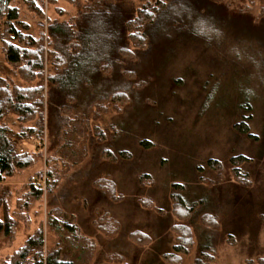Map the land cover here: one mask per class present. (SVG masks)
I'll use <instances>...</instances> for the list:
<instances>
[{
    "label": "rangeland",
    "instance_id": "obj_1",
    "mask_svg": "<svg viewBox=\"0 0 264 264\" xmlns=\"http://www.w3.org/2000/svg\"><path fill=\"white\" fill-rule=\"evenodd\" d=\"M34 1L49 22L73 20L77 31L87 26L91 36L107 32L103 24L100 29L103 17L90 12L83 22L76 15L91 0ZM125 1L129 7L141 5V0ZM11 6L27 24L25 33L49 39L46 20L27 0H13ZM110 26L117 31L113 41L120 43L118 24L113 20ZM156 27L153 45L142 40L139 56L141 49L127 41L130 58L92 36L98 46L89 55L73 56L72 73L63 79L47 57L44 75L57 82L43 81L41 132L35 140L13 139L17 153L30 155L33 164L0 183V205L12 218L21 209L27 222L5 248L0 235V264L39 228L43 246L37 252L59 251L71 264H171L164 257L174 253L172 228L182 224L192 240L181 264H193L201 253L212 259L206 264H264V0L181 1ZM45 48L53 49L47 43ZM103 53H109L108 62H101ZM96 64L100 70L93 69ZM0 76L21 87L39 83L12 73L1 43ZM65 91L71 94L64 97ZM118 92L124 101H111ZM4 122L12 133L32 125L22 126L14 116ZM238 123L257 140L236 133ZM104 149L117 160L103 159ZM119 152L127 157L119 158ZM234 157L246 161L231 165ZM208 161L220 165L218 172L206 167ZM232 169L244 184L234 180ZM39 172L48 179L35 199L28 181ZM99 179L115 184L118 201L94 187ZM173 194L193 206L188 221L172 214ZM104 214L118 224L115 234L93 226ZM203 215L213 216L215 227L205 225Z\"/></svg>",
    "mask_w": 264,
    "mask_h": 264
},
{
    "label": "trees",
    "instance_id": "obj_2",
    "mask_svg": "<svg viewBox=\"0 0 264 264\" xmlns=\"http://www.w3.org/2000/svg\"><path fill=\"white\" fill-rule=\"evenodd\" d=\"M46 1L51 5L55 4V0ZM181 1L191 2L193 0H153L151 2L150 0H141V5L137 8L129 7L124 3L126 2L125 0H91L87 5L79 6L76 15H80L83 22L86 21V15L90 12L97 14L100 18L103 17V21L99 25L100 29L102 24L106 27V34L97 32L92 34V36H96L98 39L101 38L102 41L104 40L106 46L110 44L112 48L115 47L114 54L130 58L133 57V54L127 50V41L133 42L137 48L141 49L138 53L139 56V54L144 52L143 50L145 48L141 41L144 39L146 41L147 39L150 41V44L153 45L152 43L154 42L152 40L154 38L152 29L161 25L164 21L165 13H170L172 7H175L178 5V2ZM12 2L13 0H0L1 52L4 54L7 64L12 66V73L15 74V76L27 83H33L36 80H38L39 83L35 86L21 87L17 84H12L13 81L0 76V183L4 181L5 178L11 176L15 171L24 170L33 164L30 155L27 153H17L16 144L13 139L16 138L21 141L24 139L35 140L41 132L46 106L45 86L43 85V81H48L50 84L57 82L56 78L49 77L46 79L44 75L47 57L51 59V65L55 66L54 70L57 72V75L63 79L72 73L71 66L73 64V56L77 53L89 55L94 51L95 46H98L92 40L90 29L87 26L84 25L85 27H81V29L77 31L76 25L74 23L72 25L73 20L62 24L56 21L49 22L42 12V7L34 0H27L29 8L37 12L40 20L45 19L48 26L47 36L49 35V39H45L44 34L41 33L39 39L36 40L28 33H25L28 26L26 23L19 20L17 9L11 6ZM108 20H111V23H108ZM113 20L118 24L120 43L113 41L117 34L116 29L111 30L112 26L110 25H113ZM172 23L176 25L175 22H171V24ZM40 26H43L42 23H40ZM51 36L52 40L50 38ZM46 43L53 47V49L47 51L45 48ZM109 53H103L101 55V62L109 61L107 60V55H109ZM98 66L99 65L96 64L93 69L95 71L100 70ZM68 92L69 91H67V93ZM67 93L65 91L62 95L65 97ZM69 94L71 93L69 92ZM123 96L124 93L120 92L113 94L111 101L123 102ZM8 116H14L17 122L22 126L29 123L32 125L29 127L24 126L19 132L12 133L10 127L4 122L5 118ZM233 128L236 133L247 135V138L252 141L257 140L249 134V128L246 124L238 123L234 125ZM140 144L144 145L145 143L141 142ZM81 149V153L85 156V144L82 145ZM118 156L122 159L127 157L126 153L123 152H119ZM101 157L108 161L117 160L105 149L102 151ZM245 161L246 159L244 157H234L230 160V163L231 165L240 166ZM206 167L216 171L220 169V165L212 161H208ZM238 172L237 169H232V176L236 182L244 184V179ZM93 185L106 195L109 200H119V197L116 198V188L112 181L99 179L94 182ZM173 189L176 190L178 188L176 185H173ZM28 190L29 195H32L35 199L41 196L42 191L34 188L30 184H28ZM171 201L172 214L181 221H188L191 217L193 206L185 204L183 199L177 194L172 195ZM149 204L151 205V202ZM20 210L21 209L16 208L13 215L14 219L9 215L8 207L5 204L2 206L0 205V235L5 236L3 248L14 241L19 225L23 222L24 224L27 223L26 217L23 218V215L18 213ZM202 221L205 225L215 227V218L211 215H203ZM93 226L106 235L115 234L119 229L118 224L111 220L108 214H104L103 217L94 221ZM110 226L113 227L112 231H108ZM172 230L177 236L174 253L165 255L164 259L171 264H181L182 256H184L185 253L183 249L189 248L191 245H189L190 240H192L190 238V229L182 224L172 228ZM72 231L74 232V229ZM72 235L73 238L71 242H74V238H76L77 235ZM138 236L139 234H137V232L133 233L130 235V239L135 240ZM66 238L67 242H69V232ZM148 241L147 239L146 243H148ZM42 246L43 232L42 229L39 228L35 231L33 236L25 241L22 247L6 261L2 262V264H71L59 258V251L49 253L48 256H45V260H43V254L37 252ZM207 254L208 253H201V255L194 260L193 264H206L207 262H212V259H209Z\"/></svg>",
    "mask_w": 264,
    "mask_h": 264
},
{
    "label": "built area",
    "instance_id": "obj_3",
    "mask_svg": "<svg viewBox=\"0 0 264 264\" xmlns=\"http://www.w3.org/2000/svg\"><path fill=\"white\" fill-rule=\"evenodd\" d=\"M46 180H47L46 174L44 172H39L38 174L32 175L30 177L28 184L44 192L46 189ZM45 256L46 255L43 254V260H45Z\"/></svg>",
    "mask_w": 264,
    "mask_h": 264
}]
</instances>
